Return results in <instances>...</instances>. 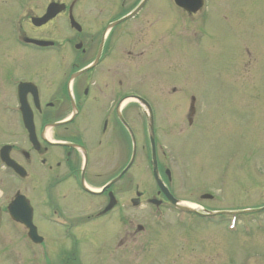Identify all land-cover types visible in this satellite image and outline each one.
Segmentation results:
<instances>
[{
  "label": "flooded vegetation",
  "instance_id": "obj_1",
  "mask_svg": "<svg viewBox=\"0 0 264 264\" xmlns=\"http://www.w3.org/2000/svg\"><path fill=\"white\" fill-rule=\"evenodd\" d=\"M154 1H4L8 5L0 8V116L8 114L7 133L23 136L19 146L6 145L26 176L20 179L5 170L12 183L29 181L24 196L40 244H32L20 224L12 222V227L19 229L28 252L42 250L39 256L24 250L25 256H20L19 241L4 242L1 264H98L95 253L101 262L114 253L117 262L128 264L142 248L141 237L148 236L144 241L154 237L148 222L158 227L170 216L174 225L188 229L193 219L213 214L215 220L200 221L225 229L229 222L225 216L232 214L236 228L246 236L254 225H261L264 204L233 211L202 207L185 213L170 205L152 176L153 186L144 188L136 174L143 149L152 172L149 131L155 112L148 98L128 90L129 69L135 73L134 68H147V60L159 62L160 50L178 56L184 46L191 56L192 50L200 53L206 45L203 38L188 33L199 21L206 30L207 0H185L188 9L175 0L159 6ZM34 8H39L38 15L31 13ZM37 18L45 21L37 25L33 22ZM177 25L186 31L185 39L176 33ZM31 69L37 79L30 77ZM23 83L31 84L21 93L30 116L26 124L18 90ZM192 100L189 126L195 114ZM154 144L157 151L156 136ZM156 160L159 179L173 196L165 178L167 167L157 153ZM12 199L0 203L2 215ZM214 199L210 195L208 200ZM35 216L51 230L39 234Z\"/></svg>",
  "mask_w": 264,
  "mask_h": 264
},
{
  "label": "rangeland",
  "instance_id": "obj_2",
  "mask_svg": "<svg viewBox=\"0 0 264 264\" xmlns=\"http://www.w3.org/2000/svg\"><path fill=\"white\" fill-rule=\"evenodd\" d=\"M0 1V8L8 5L6 0ZM163 3L166 0L153 2L158 6ZM207 7L206 30L199 27V21L188 33L206 41L200 53L192 50L188 56L184 46L178 56H166L169 51L160 50L159 62L147 60V68H134L135 73L129 69L126 83L128 90L154 104L157 155L171 173L176 199L219 210L257 207L264 204V0H207ZM15 9L12 6L10 11ZM39 11L34 8L31 13L38 15ZM175 31L181 39L186 38L181 26L177 25ZM30 77L37 79L32 69ZM191 98L195 114L189 126ZM3 115L1 128L9 120L8 114ZM22 142V135L9 134L6 127L0 129V146H19ZM145 155L143 149L138 157L140 173L136 174L144 181V188H151ZM11 181L9 173L0 167L1 205L13 198L15 191L27 193L29 181ZM204 193L213 194L215 199H202ZM170 218L158 227L148 222L147 230L153 231L154 237L148 241H144L147 235L141 237L142 248L128 264H264V217L249 236L241 229L228 231L222 225L203 224L198 219L186 229L174 225L173 216ZM35 220L39 234L51 230L37 216ZM0 224V247L17 240V255L25 256L24 250L27 255L39 256L42 248L28 252V244L24 238L19 239V229H13L7 214ZM114 255L101 262L95 253L96 262L123 264ZM1 260L0 254V264Z\"/></svg>",
  "mask_w": 264,
  "mask_h": 264
},
{
  "label": "water",
  "instance_id": "obj_3",
  "mask_svg": "<svg viewBox=\"0 0 264 264\" xmlns=\"http://www.w3.org/2000/svg\"><path fill=\"white\" fill-rule=\"evenodd\" d=\"M196 2H199V0H195ZM176 4L178 6L184 7L186 9H188V6L185 2V0H175ZM38 22L36 23L37 25L42 24V22L45 21V19H36ZM35 20H33L34 22ZM29 85H24V87H27ZM23 107V104H22ZM25 112V110H24ZM23 119L26 122L27 121V117L26 114H23ZM28 119L30 120V118L28 117ZM152 129H151V134L150 137H152ZM151 143H152V170H153V175L157 178V172H156V161H155V154H154V145H153V140L151 138ZM7 153V148L3 147L0 150V160L9 168H12L17 174H19L20 176H24V171L21 167H19L16 163H14L12 160H10L8 158ZM132 162V161H131ZM131 162L129 163V166L131 164ZM129 166L124 170L127 171V169L129 168ZM159 185H161L160 181L158 180ZM169 199L172 201L173 204H179L177 203V201H175L174 199H171L169 197ZM8 210V214L9 217L18 223H21L27 230H28V237L30 238L31 241H33L34 243L38 244L40 242V238L37 236L36 233V229L35 227L32 225V219H31V208L28 204V202L26 201V199L22 196H20L19 194H16V197L14 199V201L8 206L7 208ZM0 221H1V212H0Z\"/></svg>",
  "mask_w": 264,
  "mask_h": 264
},
{
  "label": "bare ground",
  "instance_id": "obj_4",
  "mask_svg": "<svg viewBox=\"0 0 264 264\" xmlns=\"http://www.w3.org/2000/svg\"><path fill=\"white\" fill-rule=\"evenodd\" d=\"M181 205L184 206V207H189V208H194L195 207V205L190 204V203H182Z\"/></svg>",
  "mask_w": 264,
  "mask_h": 264
}]
</instances>
